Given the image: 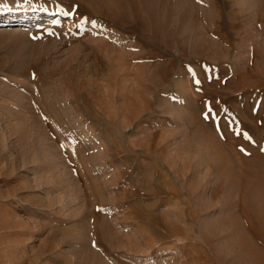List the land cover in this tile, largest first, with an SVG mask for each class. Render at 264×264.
Masks as SVG:
<instances>
[{"label":"rangeland","instance_id":"obj_1","mask_svg":"<svg viewBox=\"0 0 264 264\" xmlns=\"http://www.w3.org/2000/svg\"><path fill=\"white\" fill-rule=\"evenodd\" d=\"M0 14V264H264V0Z\"/></svg>","mask_w":264,"mask_h":264},{"label":"bare ground","instance_id":"obj_2","mask_svg":"<svg viewBox=\"0 0 264 264\" xmlns=\"http://www.w3.org/2000/svg\"><path fill=\"white\" fill-rule=\"evenodd\" d=\"M10 15H11V14H10ZM4 17H7V18L11 19V16H6V15H3V16H2V15L0 14V18H4ZM29 17H30V15H29ZM28 20H29V19H28ZM242 245H243V244H242Z\"/></svg>","mask_w":264,"mask_h":264}]
</instances>
